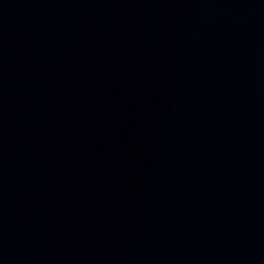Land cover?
Masks as SVG:
<instances>
[{
    "label": "water",
    "instance_id": "1",
    "mask_svg": "<svg viewBox=\"0 0 264 264\" xmlns=\"http://www.w3.org/2000/svg\"><path fill=\"white\" fill-rule=\"evenodd\" d=\"M0 264H264V0H0Z\"/></svg>",
    "mask_w": 264,
    "mask_h": 264
}]
</instances>
